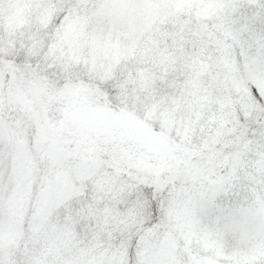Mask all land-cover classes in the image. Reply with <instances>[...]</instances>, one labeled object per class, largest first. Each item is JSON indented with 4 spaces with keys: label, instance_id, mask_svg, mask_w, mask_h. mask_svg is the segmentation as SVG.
<instances>
[{
    "label": "snow or ice",
    "instance_id": "snow-or-ice-1",
    "mask_svg": "<svg viewBox=\"0 0 264 264\" xmlns=\"http://www.w3.org/2000/svg\"><path fill=\"white\" fill-rule=\"evenodd\" d=\"M0 264H264V0H0Z\"/></svg>",
    "mask_w": 264,
    "mask_h": 264
}]
</instances>
